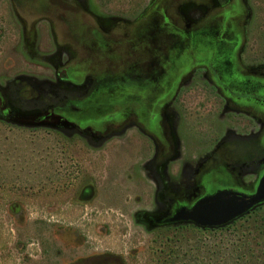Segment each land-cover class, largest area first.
Returning <instances> with one entry per match:
<instances>
[{
  "label": "flooded vegetation",
  "instance_id": "obj_1",
  "mask_svg": "<svg viewBox=\"0 0 264 264\" xmlns=\"http://www.w3.org/2000/svg\"><path fill=\"white\" fill-rule=\"evenodd\" d=\"M0 4L27 53L47 49L50 67L42 85L29 74L0 82V124L17 127L7 119L22 120L19 113L39 114L36 123L60 117L66 127L55 132L68 147L120 161L118 177L142 189L132 222L148 232L181 238L183 231L206 235L240 226L254 237L246 244L262 247L264 204L225 226L187 218L205 196L253 194L264 174V53L249 43L263 30L255 21L262 4L150 0L132 20L98 13L87 0ZM185 111L195 123L185 124ZM74 168L70 196L89 203L95 181L82 164ZM195 220L210 219L201 213Z\"/></svg>",
  "mask_w": 264,
  "mask_h": 264
},
{
  "label": "rangeland",
  "instance_id": "obj_2",
  "mask_svg": "<svg viewBox=\"0 0 264 264\" xmlns=\"http://www.w3.org/2000/svg\"><path fill=\"white\" fill-rule=\"evenodd\" d=\"M149 1L87 3L98 13L132 20ZM251 2L263 5L255 7L257 27L263 30L250 35L249 43L264 53V0ZM7 11L0 4V82L18 74L38 82L47 79L49 51L42 48L35 57L27 53ZM42 39L45 43L48 36ZM185 112V124L195 123ZM55 131L0 124V264H264V239L262 247L246 244L252 235L240 226L206 235L183 231L178 238L134 224L132 214L139 208L135 202L145 196L138 186L118 177L121 162L108 161L102 151L70 148ZM71 154L78 158L70 159ZM80 163L97 189L95 199L86 204L68 191L70 178L76 187L74 167ZM260 216L261 224L264 210Z\"/></svg>",
  "mask_w": 264,
  "mask_h": 264
},
{
  "label": "water",
  "instance_id": "obj_3",
  "mask_svg": "<svg viewBox=\"0 0 264 264\" xmlns=\"http://www.w3.org/2000/svg\"><path fill=\"white\" fill-rule=\"evenodd\" d=\"M19 119L8 120L11 125L24 128H46L52 130H63L66 127V122L62 121L57 116H43L46 121L42 123H36L39 118V114L27 115L19 113ZM48 119H52L53 124L47 122ZM27 121V122H26ZM30 121V122H29ZM29 122V123H28ZM264 204V174L258 181L255 192L251 195L245 196L235 192L220 191L214 195L205 196L199 202H197L187 215V218L196 224L201 226H209L210 228L225 226L232 223L234 220L242 217L248 213L252 208ZM214 208V209H213ZM212 210H214V217H212ZM204 213L205 223H198L195 219L198 214ZM211 213V214H210ZM210 214V215H209ZM147 218V216L145 214ZM144 216V217H145ZM186 218V219H187Z\"/></svg>",
  "mask_w": 264,
  "mask_h": 264
}]
</instances>
